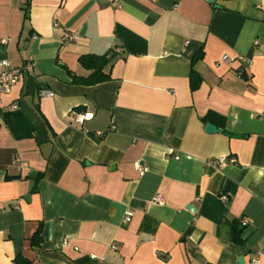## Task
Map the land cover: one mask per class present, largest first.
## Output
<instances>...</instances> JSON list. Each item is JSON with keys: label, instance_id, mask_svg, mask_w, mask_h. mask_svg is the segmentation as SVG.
I'll return each mask as SVG.
<instances>
[{"label": "crops", "instance_id": "1", "mask_svg": "<svg viewBox=\"0 0 264 264\" xmlns=\"http://www.w3.org/2000/svg\"><path fill=\"white\" fill-rule=\"evenodd\" d=\"M213 2L0 0V74L34 64L0 98V264H264V0Z\"/></svg>", "mask_w": 264, "mask_h": 264}, {"label": "trees", "instance_id": "2", "mask_svg": "<svg viewBox=\"0 0 264 264\" xmlns=\"http://www.w3.org/2000/svg\"><path fill=\"white\" fill-rule=\"evenodd\" d=\"M25 19H28V7L26 9ZM114 58H115L114 53H108L105 55L90 54V55L82 56L79 59L80 65L85 70L90 71L91 75L88 78L83 79V78H79L77 76L71 75V73L69 72V74L71 75L70 77H72L73 79V83L93 87V85H98V84H102V83L109 81L111 77L109 74L107 73L105 74V70L109 65H111ZM201 58H203L202 54L198 57H194L192 61L193 62L192 64L193 70L191 74V91L192 92H196L202 84L201 76L194 70V66L196 65L198 61L201 60ZM203 120L213 125L215 124V126H218L222 130H225V126H226L225 119L221 116H218V114L216 115L214 113H210ZM35 189H36V185H35ZM35 189L33 191H35ZM232 226H233L232 227V241L236 245H242L244 242L242 239L243 229H241L240 226L237 225L236 223H232ZM44 228H45V225L41 223L38 230L34 233L32 238L30 239L31 246L33 248H40L43 245L44 243L43 234L45 230ZM14 263L15 264H33L32 261H29L27 258H25L21 254H19L17 258H15Z\"/></svg>", "mask_w": 264, "mask_h": 264}, {"label": "built area", "instance_id": "3", "mask_svg": "<svg viewBox=\"0 0 264 264\" xmlns=\"http://www.w3.org/2000/svg\"><path fill=\"white\" fill-rule=\"evenodd\" d=\"M120 2L121 0H111V4L115 7V8H120ZM58 25L55 24V27H57ZM73 40H77V36H73L72 38ZM3 44H6V41H2ZM230 60V58L228 56H224L222 58V62H228ZM239 60L242 63H249V60L245 59V58H239ZM220 64V63H219ZM34 64L32 62H28L26 64H24V66L22 67H16L13 66L9 61L4 60L1 62V67H2V72L0 74V98L4 95L9 94L13 87H15L20 80L22 79L23 75L25 73L29 74L30 76L34 75ZM40 95L42 97H54V93L52 91L49 90H41L39 91ZM12 108L14 110L18 109V105H13ZM73 117V121L79 124H83L84 121L87 119L86 115H81V114H76V113H72L71 114ZM180 158L177 157L176 160H179ZM18 161L15 160L13 161V165H17ZM236 160L235 159H229L227 157H222L220 159L217 160V164L220 167L223 166H227L229 164H235ZM136 168L137 170H139V172L141 174H145L146 171L148 169H146L144 166H142L140 163L136 164ZM223 200H227V197L222 195L221 196ZM153 203L157 204L159 206H164L166 204V199L163 195H157L155 196V198L153 199ZM126 216H125V222L129 223L131 222V219L133 218L134 213L132 211H126ZM247 222L244 221V224H246ZM116 249V248H115Z\"/></svg>", "mask_w": 264, "mask_h": 264}, {"label": "water", "instance_id": "4", "mask_svg": "<svg viewBox=\"0 0 264 264\" xmlns=\"http://www.w3.org/2000/svg\"><path fill=\"white\" fill-rule=\"evenodd\" d=\"M206 1L209 2V3H211V4L214 3L213 0H206ZM218 131L219 130L214 125H212V124L206 125V132L207 133L214 134V133H217ZM26 200L29 201V198L26 197ZM48 229H49V234L51 235L52 234V231L54 229L53 228V224H50V227ZM238 262H239V264H245L242 259L240 261H238Z\"/></svg>", "mask_w": 264, "mask_h": 264}]
</instances>
